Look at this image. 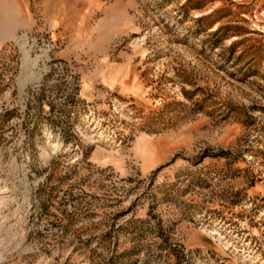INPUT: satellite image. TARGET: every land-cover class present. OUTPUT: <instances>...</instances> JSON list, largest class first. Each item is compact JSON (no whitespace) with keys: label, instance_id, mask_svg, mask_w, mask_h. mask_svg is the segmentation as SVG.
<instances>
[{"label":"rangeland","instance_id":"374dc122","mask_svg":"<svg viewBox=\"0 0 264 264\" xmlns=\"http://www.w3.org/2000/svg\"><path fill=\"white\" fill-rule=\"evenodd\" d=\"M0 264H264V0H0Z\"/></svg>","mask_w":264,"mask_h":264}]
</instances>
